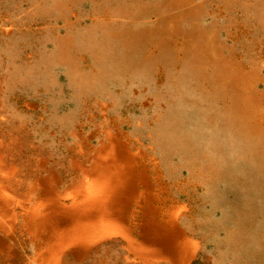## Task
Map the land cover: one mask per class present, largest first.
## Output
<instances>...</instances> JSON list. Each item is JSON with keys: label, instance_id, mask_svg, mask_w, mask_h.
Wrapping results in <instances>:
<instances>
[{"label": "rangeland", "instance_id": "obj_1", "mask_svg": "<svg viewBox=\"0 0 264 264\" xmlns=\"http://www.w3.org/2000/svg\"><path fill=\"white\" fill-rule=\"evenodd\" d=\"M0 264H264V0H0Z\"/></svg>", "mask_w": 264, "mask_h": 264}]
</instances>
